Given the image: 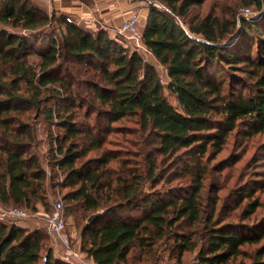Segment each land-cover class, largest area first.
Returning a JSON list of instances; mask_svg holds the SVG:
<instances>
[{"label": "trees", "instance_id": "1", "mask_svg": "<svg viewBox=\"0 0 264 264\" xmlns=\"http://www.w3.org/2000/svg\"><path fill=\"white\" fill-rule=\"evenodd\" d=\"M143 1L150 4L142 42L164 68L178 108L167 101L155 67L136 52L128 54L106 31L92 34L62 16L50 17L32 0H0V26L30 32L0 29V205L34 211L46 186L52 187L54 178L46 177L32 152L38 113L46 126L62 131L53 165L70 189L63 199L82 203L86 221L100 213L80 233V249L94 264H147L155 247L169 239L178 258L196 249L192 264H264V215L257 220L261 203L253 193L240 190L237 207L247 195L241 222L227 223L213 219L215 202L204 212L201 193L207 165L230 133L264 134V5L241 0L262 12L248 19L235 11L227 17L211 10L203 17L191 14L204 0ZM52 25L65 31L62 38L55 30L43 32ZM30 54L38 56L37 65L28 62ZM130 117L141 135L135 165L133 154L104 148L102 139L115 133L113 123ZM91 151L101 154L85 159ZM169 159L177 166L167 174L168 184H184L148 192ZM133 210L143 213L134 217ZM182 224L200 229L175 233ZM42 240L36 231L0 222V264H38ZM44 254L45 264H72L50 249Z\"/></svg>", "mask_w": 264, "mask_h": 264}, {"label": "rangeland", "instance_id": "2", "mask_svg": "<svg viewBox=\"0 0 264 264\" xmlns=\"http://www.w3.org/2000/svg\"><path fill=\"white\" fill-rule=\"evenodd\" d=\"M33 2L41 6V2L38 0H32ZM130 3H133L134 6L127 11L135 10L140 13L141 16V25H144L147 14V2L143 0H126ZM67 3L75 2L76 0H68ZM78 4L82 3L84 6L88 3L84 0H77ZM264 5V0H260ZM68 3V4H69ZM69 7L71 5H68ZM63 5L61 4V8ZM245 6H242L241 0H204V2L197 7L192 8L191 14L199 15L201 17L205 16L210 10L214 12L215 15L227 17L231 12L235 11L237 18L244 17L242 14V9ZM250 9V15L244 17L248 19L260 18L262 12L261 10L255 9L254 6H248ZM44 11L48 16L55 14L56 17H59V14L69 15L72 20H78V15L73 13L71 9L68 11H53V8H45ZM0 29H4L9 33L16 35H26L25 30L14 29L9 26H0ZM55 30V37L57 39L62 38L63 33L61 27L57 29V26L52 25L50 28H44L43 32L49 35ZM238 34V27L236 25L234 30V35ZM94 34V33H93ZM233 35V36H234ZM200 38V37H198ZM119 41V42H118ZM117 42L119 45H122L126 52L132 53L136 52L135 47L132 46L128 41ZM35 46L36 45L35 43ZM142 56V60L145 64L152 65L157 70L159 80L162 81L161 86L163 88L164 95L167 101L174 107L178 108L175 97L167 89V77L165 70L162 66L158 64L153 58L152 55L143 54L137 52ZM28 62L37 65L39 63V58L36 54H30L28 57ZM101 84L103 82L101 81ZM86 111V107L80 110L79 114L82 116ZM95 118V114L92 113L89 117V121L92 122ZM33 119L37 122L36 125V143L32 148V152L37 156V159L40 165L49 171V174H46V177L52 176L54 178L52 187L46 186L45 195L43 200H39L35 203L36 209H48L53 200H60L63 205V213L66 220V230L65 234L69 237V244L75 245L77 240L80 242V233L82 226L86 223L85 216L86 214L82 211V203H72L63 199L64 194H66L70 189L63 187L67 184L64 179V174L62 171L54 166L56 159L60 158V155L57 151V143L55 142L56 136L62 133L56 127H48L43 122V118L38 113H33ZM79 122H82V119H78ZM84 123V122H82ZM112 126L115 128V133L110 132L104 136L103 146L104 148L111 149L113 152H123L124 156L133 154L135 156V161H132V165L137 162V157L135 150L139 147L137 142H141V135L139 132V125L135 117H130L113 123ZM49 129V131H48ZM59 133V134H58ZM148 136H144L142 140H147ZM125 140L129 142H125ZM130 142H135L136 145H132ZM101 151H91L87 154V158H96L100 156ZM208 152L205 154L204 158L206 159ZM126 158V157H121ZM82 159V160H85ZM54 166L53 168L51 167ZM173 160H167L166 163H163L158 167L160 169L162 176L156 181H151L147 185L148 192H163L168 190L171 186L182 185L185 181L183 180H173L170 184L167 182V174L174 170ZM110 168L116 167V164L112 163ZM208 174L203 182L202 187V200H203V210L204 212L212 211V206L214 204V215L213 219L221 220L223 223L239 221V213L241 204L247 202V195L242 196L241 204L237 207L236 200L239 197L241 189H246L248 192L253 193L252 198H257L261 203V207L256 213L257 220L264 215V134H257L251 138H245L241 129L239 131H233L227 137L226 144L224 145L222 151L210 161L207 165ZM165 170V171H164ZM163 178V179H161ZM171 178V177H169ZM161 179V181H159ZM159 181L154 188L152 184ZM28 210V209H27ZM31 211V210H30ZM143 213L142 210H133L132 215L134 217H139ZM247 223V222H244ZM248 223H251V219ZM8 225V224H7ZM23 230L27 232H38L42 236L43 252L41 253V258L38 261V264H43L42 258L45 255L44 252L46 249H50L52 256L55 257L56 253L54 252L55 238L46 230L44 224H37V222L28 221ZM199 230L200 225H196L193 228L188 227L185 224H182L179 228L175 229V233L179 232H188L189 230ZM195 237L193 236L192 239ZM80 249V243L78 245ZM247 252L252 251L254 247L247 248L244 247ZM81 250V249H80ZM196 256V249L193 251H187L182 253L178 258L177 246H175L172 239L168 241L161 242L155 247V254L152 257L153 259L149 260L147 264H192Z\"/></svg>", "mask_w": 264, "mask_h": 264}, {"label": "built area", "instance_id": "3", "mask_svg": "<svg viewBox=\"0 0 264 264\" xmlns=\"http://www.w3.org/2000/svg\"><path fill=\"white\" fill-rule=\"evenodd\" d=\"M38 1L42 2L46 8H53L54 0ZM147 3L150 4V2ZM250 13L251 12L248 7L242 9V14L244 17L250 15ZM59 16H62L65 22L73 24L92 34L98 30H104L116 41H128L130 44H132V46L135 47L136 53L139 52L152 55L142 42L143 24L141 25V16L138 11L130 10L126 15H124L118 24H113L112 26L100 24L97 18L93 17V15L89 16L88 18L78 15L77 21L72 20L69 15H64L62 13H60ZM179 25L185 32H187L183 25ZM63 33H65L64 30ZM142 56L139 55L141 59ZM159 82L160 84L163 83L160 80ZM44 170L45 174L48 175L49 171L46 169ZM28 221H35L37 224H44L46 230L53 236V238H55V245L53 249L56 253L55 258L57 260L76 264H91L90 262L83 259V251H81L78 247L80 243L79 239L75 245L69 244V237L71 236L65 234L66 220L63 213V205L60 200H53L48 209H36L34 211L18 208L13 204H10L9 206L0 205V222L8 224L9 226L24 229L26 227L22 225L26 224ZM46 257L47 256L44 255L42 258L43 264L46 262Z\"/></svg>", "mask_w": 264, "mask_h": 264}, {"label": "crops", "instance_id": "4", "mask_svg": "<svg viewBox=\"0 0 264 264\" xmlns=\"http://www.w3.org/2000/svg\"><path fill=\"white\" fill-rule=\"evenodd\" d=\"M68 0H54L53 1V11H68L71 9L73 13L76 12L77 15H82L85 18L93 15L96 17L100 24H105L106 26H112L113 24H118L121 19L126 15L130 8L134 6L133 3H130L126 0H84L88 4L83 5L82 3L71 2L67 3ZM61 4L63 7L61 8ZM41 5L46 8V6L41 2ZM68 5H71L70 7ZM154 58V57H153ZM155 60V59H154ZM156 61V60H155ZM157 62V61H156ZM83 259L94 264L93 261L88 258L83 252ZM76 264V263H72Z\"/></svg>", "mask_w": 264, "mask_h": 264}, {"label": "water", "instance_id": "5", "mask_svg": "<svg viewBox=\"0 0 264 264\" xmlns=\"http://www.w3.org/2000/svg\"><path fill=\"white\" fill-rule=\"evenodd\" d=\"M99 216H100V213L89 216L86 223L88 224L93 223V221H95Z\"/></svg>", "mask_w": 264, "mask_h": 264}]
</instances>
